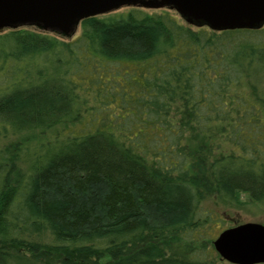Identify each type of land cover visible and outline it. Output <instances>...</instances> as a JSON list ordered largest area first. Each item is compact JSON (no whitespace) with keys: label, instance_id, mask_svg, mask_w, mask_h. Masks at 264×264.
Masks as SVG:
<instances>
[{"label":"trees","instance_id":"obj_1","mask_svg":"<svg viewBox=\"0 0 264 264\" xmlns=\"http://www.w3.org/2000/svg\"><path fill=\"white\" fill-rule=\"evenodd\" d=\"M172 11L0 35V264H222L204 198L264 206V26Z\"/></svg>","mask_w":264,"mask_h":264},{"label":"water","instance_id":"obj_2","mask_svg":"<svg viewBox=\"0 0 264 264\" xmlns=\"http://www.w3.org/2000/svg\"><path fill=\"white\" fill-rule=\"evenodd\" d=\"M121 7L167 8L188 25L215 32L264 26V0H0V31L34 27L69 38L83 19ZM212 245L231 264L264 263V224L226 228Z\"/></svg>","mask_w":264,"mask_h":264},{"label":"rangeland","instance_id":"obj_3","mask_svg":"<svg viewBox=\"0 0 264 264\" xmlns=\"http://www.w3.org/2000/svg\"><path fill=\"white\" fill-rule=\"evenodd\" d=\"M129 8L131 7H121L105 15L126 12L127 10H129ZM141 9L146 10L147 12H154V11L161 10V9H145V8H141ZM26 29L36 31L38 33H43L48 36H54L59 39H63L65 41L73 40L81 33L80 25L77 26L75 32L69 38H65L57 33L39 30L34 27H26ZM8 31H10V29H4L0 31V35ZM41 62L40 64L43 65L44 62L42 63ZM1 79L5 80L6 78L2 77L0 78V81ZM53 133H54L53 131H47L43 135L44 137H46L47 135L51 136V134ZM201 140L202 139L200 136L193 135L192 137V142L194 145H197L198 143H200ZM16 141H17V137L10 134V132L0 133V155L10 153V150H9L10 146L11 144H14ZM20 166L23 169L25 167L24 164H21ZM202 206L204 207V209L210 211L215 216L216 220L213 223L214 226L208 230L209 237H212L213 239H215L217 235L224 229L233 227L239 224H243L247 222H256V223L264 224V206H260L256 203L236 205L233 203H229L221 199L220 197H217L216 195H212V196L204 198V200L202 201ZM221 260H222V264H231L228 261H225L223 259Z\"/></svg>","mask_w":264,"mask_h":264}]
</instances>
